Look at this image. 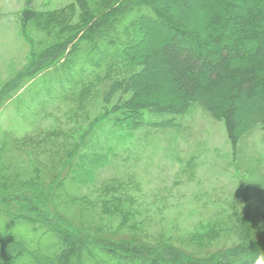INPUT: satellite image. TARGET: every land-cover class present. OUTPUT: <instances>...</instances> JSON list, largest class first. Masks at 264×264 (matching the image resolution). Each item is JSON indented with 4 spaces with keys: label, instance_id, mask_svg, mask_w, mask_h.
I'll return each instance as SVG.
<instances>
[{
    "label": "trees",
    "instance_id": "obj_1",
    "mask_svg": "<svg viewBox=\"0 0 264 264\" xmlns=\"http://www.w3.org/2000/svg\"><path fill=\"white\" fill-rule=\"evenodd\" d=\"M75 2L74 33L60 30L55 43L33 50L0 90V108L23 91L37 107L72 106L107 85L112 128L167 130L199 107L223 122L235 151L253 123L264 129V0ZM40 18L26 9L21 22ZM60 21L65 12L39 25ZM28 139L0 127V264H255L264 251V201L252 202L247 190L213 234L161 228L155 218L158 227H115L76 179L80 141L40 157ZM25 164L36 169L29 177ZM108 183V191L119 185Z\"/></svg>",
    "mask_w": 264,
    "mask_h": 264
},
{
    "label": "rangeland",
    "instance_id": "obj_2",
    "mask_svg": "<svg viewBox=\"0 0 264 264\" xmlns=\"http://www.w3.org/2000/svg\"><path fill=\"white\" fill-rule=\"evenodd\" d=\"M26 9L41 18L23 27L21 15ZM53 12H65L67 23L40 26ZM79 16L75 0H0V90L25 71L33 50L55 43L60 30L71 36L74 29L69 28ZM44 72L37 76L45 78ZM106 91L107 85L99 92L93 90L83 103L72 106L38 107L33 105L37 100L31 101L23 91L21 101L0 108V127L29 138L28 148L37 150L40 157L53 154L64 142L80 141L74 157L76 179L86 193L89 189L98 197V206L105 208L107 221L115 227L125 224L135 229L149 222L153 227L160 224L161 228L213 234L222 216L240 207L238 195L243 190L252 202L264 201L260 123H253L242 135L237 151L227 140L223 122L199 107L179 118L181 125L175 128L129 132L112 128L113 117L105 113L109 107L103 101ZM90 128L93 131L88 133ZM20 167L26 177L28 170L35 169L26 164ZM116 181L117 189L108 191Z\"/></svg>",
    "mask_w": 264,
    "mask_h": 264
},
{
    "label": "clouds",
    "instance_id": "obj_3",
    "mask_svg": "<svg viewBox=\"0 0 264 264\" xmlns=\"http://www.w3.org/2000/svg\"><path fill=\"white\" fill-rule=\"evenodd\" d=\"M255 264H264V251L256 257Z\"/></svg>",
    "mask_w": 264,
    "mask_h": 264
}]
</instances>
